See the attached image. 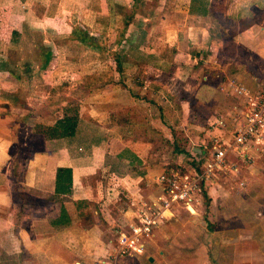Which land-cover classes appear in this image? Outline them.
<instances>
[{
  "label": "crops",
  "instance_id": "obj_1",
  "mask_svg": "<svg viewBox=\"0 0 264 264\" xmlns=\"http://www.w3.org/2000/svg\"><path fill=\"white\" fill-rule=\"evenodd\" d=\"M227 4L232 21L264 9V0ZM215 9L214 0H0V233L19 248V264L112 260L114 232L134 220L139 201L154 199L163 168L176 169L185 155L197 170L212 139L227 135L217 117L212 130L207 124L219 93L233 79L248 89L249 80L262 82L249 62L220 57L232 35L262 66L264 24L213 37ZM66 115L77 116L75 134L47 137ZM195 146L202 153L192 156ZM250 155L253 164L239 161L237 176L247 184L243 170L264 161ZM59 168L72 169L68 195L55 194ZM212 194L203 211L220 225L221 246L237 244L249 213L241 202L218 211L225 201ZM253 200L261 219L252 237L263 245L264 216ZM60 203L69 222H53Z\"/></svg>",
  "mask_w": 264,
  "mask_h": 264
},
{
  "label": "rangeland",
  "instance_id": "obj_2",
  "mask_svg": "<svg viewBox=\"0 0 264 264\" xmlns=\"http://www.w3.org/2000/svg\"><path fill=\"white\" fill-rule=\"evenodd\" d=\"M252 1L253 0H249V6ZM214 5L218 22L216 25L214 23L211 27L209 26V30L213 34V37H220L222 30H225L229 35L230 33L237 34L244 30L248 32L247 34L249 35L252 30L251 26L255 24H251L250 22L241 23V20L232 21V18L227 17V0H214ZM253 8L257 7L254 6L251 8L252 14L249 15V19L252 18L253 14H256ZM258 10L263 13H258L256 15L257 19L260 21L263 19L262 24H264V9ZM260 24H258V26ZM253 31H255V29ZM214 41H218V38ZM227 50H229L228 53L220 58L223 60H231L233 58L232 55H237V58L242 62H249V67L253 68V75H256L258 80L262 82V85L254 86L252 85L254 84L252 83L253 79L249 80V90L254 93L264 92V63H262L261 66L255 57H252L253 60H249L247 51L242 47H230ZM230 56H232V58ZM232 68H234L233 65ZM223 92L225 91L223 90ZM215 106L218 112L211 114L212 117L209 116L207 123L211 130L215 125L214 122L216 117L217 119H221L222 117L224 118L237 114L239 102L226 93H223V95L219 93L218 101ZM196 149V146L193 149L191 148V155L195 152L197 154L202 153V151L199 152ZM166 151L163 152L164 155L161 157V160L168 158L169 151ZM165 154L167 155L165 156ZM202 155L204 154L202 153ZM188 158L189 157L185 155L182 156L181 159L184 161L182 165L176 167V169L165 167L161 173L171 175L180 172L183 176L195 174V167H197V164H192L191 159L193 157L190 159ZM260 159H256L258 163L257 166L253 168L249 167V169L245 168L243 170L244 176H249V184H247L245 189L242 190L239 187L240 180H238L236 175H232L231 173L228 175L220 174L219 179L222 178L223 180L221 181L220 187L217 186L216 183H210L208 190H205L206 198L203 197V193H199V202H197L198 204L196 206V208L199 209V211L197 210V214L193 208L191 209L193 213H191L182 207H176V212L173 217L166 213L168 219L164 221L159 229L155 230L154 236L148 239L145 238V252L135 254V256H128L122 260L123 262H121V264H264V239L262 240L263 245H260L259 242L252 237L260 226L256 223L261 219V216L256 214L257 208L255 207L259 205L254 203V197L260 201V209L264 216V161L260 163ZM248 171L249 175L247 174ZM217 179L218 178H215V180ZM210 192H214L212 195L215 197L220 195L218 199L223 198L225 201V203L222 201L221 204L218 203V211H220V208L224 210L229 208L232 210L234 206L240 202V206L247 209L249 213L245 221L247 227L243 229V236H241L242 238L237 244L220 245L221 240L217 238L216 234V228L220 225L212 223L214 220H209L208 214H205L203 211V209H206L205 211L208 210V213L210 211L209 207L212 202L209 195ZM250 212L253 214H250ZM208 222L212 223V227L208 226ZM221 225L223 226V224ZM1 229H3L2 226ZM1 233L3 235V241H0V259L2 260L0 264H19L16 257V250H19V248L17 247V249H15V244L12 243L10 239H7L9 238L7 237L8 235L4 237V235H6L5 233H7L5 230L1 231ZM259 234H261V230H259L258 235ZM115 235L117 234L115 233ZM249 236L250 239L248 238ZM114 241L117 242V237ZM235 257L237 259L239 257L241 260L234 261ZM150 258H153L152 262Z\"/></svg>",
  "mask_w": 264,
  "mask_h": 264
},
{
  "label": "built area",
  "instance_id": "obj_3",
  "mask_svg": "<svg viewBox=\"0 0 264 264\" xmlns=\"http://www.w3.org/2000/svg\"><path fill=\"white\" fill-rule=\"evenodd\" d=\"M224 90L239 102L237 114L222 117L216 122L218 128L226 130L227 135L212 139L207 153L196 160L200 166L195 174H161L157 179L158 192L154 199L139 201L134 220L115 232V257L97 264H118L121 258L144 252L145 238L154 236L155 230L168 219L167 212L172 216L176 207H182L191 213L193 208L196 213L199 193L207 190L215 178L220 174L240 175L242 167L239 161L249 166L253 164L252 151L264 153V92L254 93L235 79L230 80ZM239 187L245 189L247 181L240 180Z\"/></svg>",
  "mask_w": 264,
  "mask_h": 264
},
{
  "label": "trees",
  "instance_id": "obj_4",
  "mask_svg": "<svg viewBox=\"0 0 264 264\" xmlns=\"http://www.w3.org/2000/svg\"><path fill=\"white\" fill-rule=\"evenodd\" d=\"M253 11H256V14L252 16V18L249 19L243 18L241 20L242 22H250L251 24H262V20L257 19V14H262V11H259L258 8H253ZM232 35L227 38V41L229 43L230 47H236V45L231 44L232 41ZM77 123L78 119L77 116L73 115H66L62 119L57 120L56 124L52 126L51 128H48L47 132V137L49 138H64V137H71L75 134V130L77 128ZM72 187H73V174H72V169L70 168H59L57 171V176H56V188H55V194L56 195H68L72 192ZM203 197L206 196V191H203ZM81 205V206H80ZM87 201L80 202L79 207H81L85 210H89V206ZM85 218L90 219L91 215L90 213L85 214ZM69 215L68 212L64 206L63 203H60L59 206V215L56 220H54V223H59V222H69ZM212 223L208 222V226H211Z\"/></svg>",
  "mask_w": 264,
  "mask_h": 264
},
{
  "label": "water",
  "instance_id": "obj_5",
  "mask_svg": "<svg viewBox=\"0 0 264 264\" xmlns=\"http://www.w3.org/2000/svg\"><path fill=\"white\" fill-rule=\"evenodd\" d=\"M150 261L152 262V261H153V259L151 258V259H150Z\"/></svg>",
  "mask_w": 264,
  "mask_h": 264
},
{
  "label": "bare ground",
  "instance_id": "obj_6",
  "mask_svg": "<svg viewBox=\"0 0 264 264\" xmlns=\"http://www.w3.org/2000/svg\"><path fill=\"white\" fill-rule=\"evenodd\" d=\"M168 214H170L169 212H167Z\"/></svg>",
  "mask_w": 264,
  "mask_h": 264
}]
</instances>
